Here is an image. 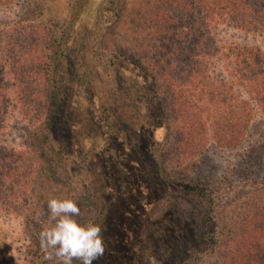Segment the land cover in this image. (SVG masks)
<instances>
[{
    "label": "rangeland",
    "instance_id": "rangeland-1",
    "mask_svg": "<svg viewBox=\"0 0 264 264\" xmlns=\"http://www.w3.org/2000/svg\"><path fill=\"white\" fill-rule=\"evenodd\" d=\"M196 1L0 6V264H55L52 198L103 228L93 264L263 259V4L233 18Z\"/></svg>",
    "mask_w": 264,
    "mask_h": 264
},
{
    "label": "clouds",
    "instance_id": "clouds-1",
    "mask_svg": "<svg viewBox=\"0 0 264 264\" xmlns=\"http://www.w3.org/2000/svg\"><path fill=\"white\" fill-rule=\"evenodd\" d=\"M49 227L39 233L46 260L55 264H93L105 253L103 228L94 223L82 225L75 219L81 209L73 199L52 198L47 202Z\"/></svg>",
    "mask_w": 264,
    "mask_h": 264
},
{
    "label": "trees",
    "instance_id": "trees-1",
    "mask_svg": "<svg viewBox=\"0 0 264 264\" xmlns=\"http://www.w3.org/2000/svg\"><path fill=\"white\" fill-rule=\"evenodd\" d=\"M14 1L15 0H0V6L10 4V3L14 2ZM256 1L257 2L253 3V0H197L195 7L197 9L202 7L201 9H207V11H214L215 10V11H217L216 15L219 16V17L222 16V10H227L228 11V15H230V17L232 16L234 18V17L237 16V13H242L243 15H245L249 11H251L252 9L254 11L260 10V8L257 7L258 4H260V5L263 4L262 8H264V2H259L261 0H256ZM182 21L186 22L187 18L186 17H182ZM172 25H174V23ZM180 26H181L180 23L177 22V27L172 32L174 35H176L177 31L180 30ZM0 39H1V37H0ZM168 46L170 47L171 45L167 43V50H166V46H165V55L168 56L170 53H172V54L176 53L175 57L181 58V59L185 58L186 59L185 63H187L186 61H188L189 58L185 56L186 55L185 52L187 50L189 51L190 49H184V48L170 49ZM199 193L203 194V191H199ZM207 201H208V203L212 202V199L208 198ZM167 227L170 228L171 224H168ZM183 231H185V229ZM164 233H165V231H164ZM168 234H170L169 232H167V236L170 237ZM184 234L186 236L187 232L185 231ZM248 237H249V234H248ZM170 238L172 239V237H170ZM248 240H249V238H248ZM252 243H254V245H255L254 248L251 247V245L247 246V244L245 242V245L243 246L242 250L246 251V255H249L250 252L252 254H255L258 249L259 250L261 249V245H259V242H252ZM243 257H245V255H242V258ZM246 257L249 260V256H246ZM256 260H259V261H255L254 258H253V255H252V257L250 258L249 264H264V257H263V259H256Z\"/></svg>",
    "mask_w": 264,
    "mask_h": 264
}]
</instances>
